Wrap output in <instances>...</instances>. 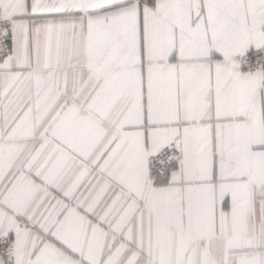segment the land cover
Masks as SVG:
<instances>
[{"label": "snow or ice", "instance_id": "obj_1", "mask_svg": "<svg viewBox=\"0 0 264 264\" xmlns=\"http://www.w3.org/2000/svg\"><path fill=\"white\" fill-rule=\"evenodd\" d=\"M0 264H264V0H0Z\"/></svg>", "mask_w": 264, "mask_h": 264}]
</instances>
